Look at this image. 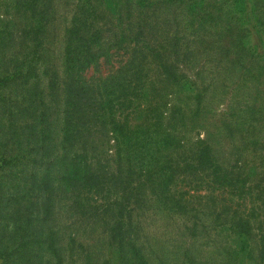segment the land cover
Returning <instances> with one entry per match:
<instances>
[{
  "label": "trees",
  "instance_id": "1",
  "mask_svg": "<svg viewBox=\"0 0 264 264\" xmlns=\"http://www.w3.org/2000/svg\"><path fill=\"white\" fill-rule=\"evenodd\" d=\"M54 1L0 0V259L54 242L18 203L47 217L59 187L121 254L161 213L215 244L209 264H264V0H76L62 30ZM57 41L62 74L49 58L24 106V66L38 79Z\"/></svg>",
  "mask_w": 264,
  "mask_h": 264
},
{
  "label": "rangeland",
  "instance_id": "2",
  "mask_svg": "<svg viewBox=\"0 0 264 264\" xmlns=\"http://www.w3.org/2000/svg\"><path fill=\"white\" fill-rule=\"evenodd\" d=\"M76 2V0L54 1L58 18L56 22L61 30L70 19L73 5ZM15 48H19L18 44ZM50 49L53 50H44L45 59L40 61L37 68L38 79L35 80L37 78L36 72L31 69L32 67L27 61L28 63L24 66V75H27L21 78L23 87L18 85L20 81L15 85L19 89L15 88L18 93H15L14 97L20 101H25L24 106L30 102V96L37 82L40 89L45 90L47 88L48 80L44 74V63L46 64L49 58L55 61L59 73L62 74L64 45L61 41H57ZM20 87L24 89L26 96L21 93ZM223 106L225 105L221 106L222 109ZM6 108L7 106H0V113ZM16 181V175L13 173L8 177L7 183L15 184ZM56 185L58 186L57 182ZM22 195L24 196V203L23 199H20L18 208H21L22 213L27 217L33 216V213L36 214L37 221L32 224L33 229L40 230L42 228L45 235L49 231L54 232L52 234L54 242L52 243L50 238L44 237L41 241L38 236H35V241L33 235L28 232V236H20L24 248L22 250L15 247L11 248V255L6 257L8 261L3 262L0 259V264H140L141 261L131 249L133 246L140 248L141 254L146 257V264H191L183 256L185 250L192 247L194 243V255L189 256L188 259L192 260L191 262L194 260L195 263L201 261L203 264H209L208 254L215 248V244L208 241L205 235L194 240L187 236L188 230L185 226L188 221L186 218L171 219L158 213L143 220V229L139 234L140 242L135 245L128 241L122 243L123 249H126L127 252L121 254L119 243L110 238L106 226L104 227L93 217H81L70 207V201L64 199L65 194L59 187L56 189L54 206L47 217L41 210L43 205L32 207V211L26 209L25 205L28 206L29 199L32 200L31 193L25 190ZM201 219L207 225L211 223L203 215ZM191 221L193 220L191 219ZM187 225L188 227L191 226L190 223ZM12 230L13 224L4 220L0 224V238L6 236L8 239ZM198 232L204 233L201 227L198 228ZM190 241L191 245L189 246L188 242ZM26 242L30 244L27 246L25 245ZM3 243L0 248L15 244V240L7 241L4 239Z\"/></svg>",
  "mask_w": 264,
  "mask_h": 264
}]
</instances>
